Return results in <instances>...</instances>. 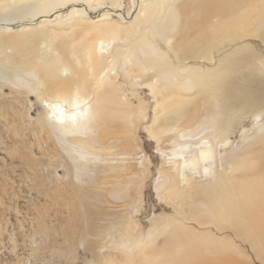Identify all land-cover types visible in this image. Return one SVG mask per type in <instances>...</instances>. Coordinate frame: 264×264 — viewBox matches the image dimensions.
<instances>
[{
  "label": "bare ground",
  "instance_id": "1",
  "mask_svg": "<svg viewBox=\"0 0 264 264\" xmlns=\"http://www.w3.org/2000/svg\"><path fill=\"white\" fill-rule=\"evenodd\" d=\"M263 13V0H0V90L13 95L8 111L22 124L34 96L36 142L50 147L86 209L90 195L111 197V184L131 190L136 172L123 162L137 154L136 116H146L133 100L146 90L153 104L147 135L168 164L157 172L160 202L176 197L179 226L235 225L260 253L264 133L229 156L225 148L232 126L243 139V123L257 126L264 105L263 97L228 85L232 58L249 53V41L264 43ZM136 230L126 223L115 251L91 255L92 264L135 259L142 245ZM212 253L194 251L190 264H240Z\"/></svg>",
  "mask_w": 264,
  "mask_h": 264
},
{
  "label": "rangeland",
  "instance_id": "2",
  "mask_svg": "<svg viewBox=\"0 0 264 264\" xmlns=\"http://www.w3.org/2000/svg\"><path fill=\"white\" fill-rule=\"evenodd\" d=\"M248 50L249 53L234 56L230 61L228 85L235 92L242 89L264 98V43L249 41ZM242 60L246 62L242 64ZM9 94L6 89L0 90V111L7 113L5 117L0 115V264H92L95 256L105 259L103 256L115 251L119 233L130 221L136 224V236L142 245L135 259L129 256L128 264H190L194 251L202 256L222 253L240 264H264V250L256 252L235 225L212 221L200 227L198 224L180 227L176 222L180 221L175 209L176 197L160 202L154 189L159 178L157 172L168 164L161 161L157 145L147 135L153 104L146 90L137 91V99L133 100L135 105L139 102L142 114L146 116L144 120L136 116L137 154L123 162L136 172L128 185L131 190L123 191V186L117 188L111 184L109 187L116 192L105 198L104 193H99V198L90 195L86 201L89 209L84 208V203L81 204L78 196L71 192L66 172H63L65 169L58 167L50 147L42 143L39 147L36 142L30 126L39 110L34 96L27 98L31 108L22 124L8 111V105L13 103V95ZM257 112V126L248 127V120L243 123L244 129H249L243 139L240 133H235L236 126H232L231 132L234 133L229 137L225 156L264 133V105ZM113 164L119 166L121 163ZM212 171H219L218 164L212 166ZM96 173L93 171L88 175L85 186L91 185L90 180L97 176ZM129 213L132 219H129ZM157 225L161 232H156ZM84 228L88 232H84ZM151 229L154 234L146 236ZM169 229L171 232L165 235ZM89 230L99 237L89 236ZM116 258L110 264H126Z\"/></svg>",
  "mask_w": 264,
  "mask_h": 264
},
{
  "label": "snow or ice",
  "instance_id": "3",
  "mask_svg": "<svg viewBox=\"0 0 264 264\" xmlns=\"http://www.w3.org/2000/svg\"><path fill=\"white\" fill-rule=\"evenodd\" d=\"M52 107L55 109V112H60L63 115L64 110L59 103L53 104ZM55 112H53V115H55ZM70 118L75 119V115L73 114Z\"/></svg>",
  "mask_w": 264,
  "mask_h": 264
}]
</instances>
